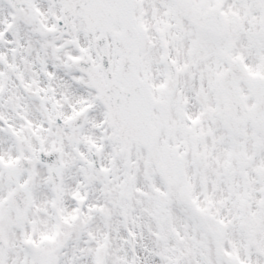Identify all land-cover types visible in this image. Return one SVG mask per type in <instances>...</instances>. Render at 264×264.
I'll return each mask as SVG.
<instances>
[{
	"label": "snow or ice",
	"instance_id": "6c2138e0",
	"mask_svg": "<svg viewBox=\"0 0 264 264\" xmlns=\"http://www.w3.org/2000/svg\"><path fill=\"white\" fill-rule=\"evenodd\" d=\"M0 264H264V0H0Z\"/></svg>",
	"mask_w": 264,
	"mask_h": 264
}]
</instances>
